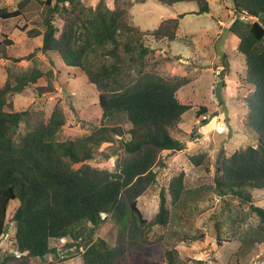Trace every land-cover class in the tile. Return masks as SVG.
<instances>
[{
	"label": "trees",
	"instance_id": "16d2710c",
	"mask_svg": "<svg viewBox=\"0 0 264 264\" xmlns=\"http://www.w3.org/2000/svg\"><path fill=\"white\" fill-rule=\"evenodd\" d=\"M158 1L194 4L198 14L213 10L209 0ZM35 2L43 11L38 27H29ZM146 2L113 0L110 7L108 0L96 6L84 0H22L16 9L0 4V20L23 18L26 24L16 28L29 38L41 36L39 50L83 71L98 91L102 111L100 125L89 135L56 140L67 123L59 104L45 117L43 111L16 110L13 103L14 96L41 78L49 85L35 87L37 94L56 93L53 72L37 64L28 71L16 68L25 58L9 54L14 41L7 35L0 40V58L15 63L0 88V241L12 222L16 251L0 264H33V258L57 250L51 246L57 239L82 248L84 264H134L136 255L142 264H178L174 247L164 250L160 261L151 259L152 233L157 227L186 226L195 215L194 204L211 192L228 205L231 242L240 241L243 252L264 242V207L255 205L253 194L264 190V0H233L238 17L228 28L239 40L236 54L245 63L244 85L252 88L244 98V123L256 144L220 158L209 184L190 188L184 172L172 177L162 186L159 209L151 217L141 209L140 198L159 186L158 171L166 166L163 153L186 148L178 126L194 106L178 97L190 80L163 72L153 46L178 40L184 15L144 30L134 22L133 8ZM92 56L112 61L97 68ZM207 111L201 106L197 116ZM104 144L108 151L101 150ZM98 155L115 157V168L94 166ZM206 157L195 153L190 160L200 167ZM230 199L239 203L232 205ZM13 202L18 205L10 217ZM108 218L118 227L114 246L97 236Z\"/></svg>",
	"mask_w": 264,
	"mask_h": 264
},
{
	"label": "rangeland",
	"instance_id": "374dc122",
	"mask_svg": "<svg viewBox=\"0 0 264 264\" xmlns=\"http://www.w3.org/2000/svg\"><path fill=\"white\" fill-rule=\"evenodd\" d=\"M20 1L22 0H0V4L16 9ZM99 1L84 0L89 6H96ZM209 1L213 7L210 14H198L194 4L177 3L169 6L158 0H147L133 8L134 22L144 30L155 29L163 20L178 14L184 15L178 30V40L170 45L167 42L160 44L161 46L152 43L157 49L155 56L157 60H161L160 68L162 67L163 72L190 80L188 85L179 90L178 97L181 102L194 106L183 115L178 126L186 148L178 152L163 153L166 166L158 171L159 186L140 198V207L148 217L158 211L160 190L162 186H167L172 177L184 172L186 184L190 188L209 184L220 158L247 145L256 144L254 134L244 123L247 117L244 98L252 88L245 86L243 82L246 77L245 63L236 54L239 40L228 30L238 15L233 10V0ZM108 2L113 7V0ZM42 11L43 6L36 2L32 5L29 27H38L37 21L40 20ZM25 24L23 18L0 20V40L7 35L8 39L14 41L8 47L9 54L25 58L16 68L28 71L37 64L42 69L51 70L52 82L57 92L39 96L35 87L49 85L48 79L41 78L37 84L13 97L14 108L43 111L44 116L48 117L59 104L66 113L67 123L57 134L56 140H77L89 135L100 125L102 116L96 87L89 82L80 68L67 66L60 56L45 55L39 50L43 42L41 36L29 38L26 32L16 28ZM91 60L97 68L103 62L112 61L100 56H92ZM14 65V62L0 58V88L7 81L8 68ZM201 106L208 111L198 117L197 112ZM107 146L108 144H104L101 150L108 151ZM202 152L207 153V157L203 165L197 167L191 162L190 155ZM92 164L113 170L116 158L106 159L98 155ZM206 167L211 173L207 172ZM253 194L255 205L264 207V190H255ZM229 201H232V205L239 203L236 199ZM17 205V202L11 204L10 217ZM194 206L197 207L195 215L186 226L157 227L154 230L152 260L160 261L164 250L174 247L178 252V264H264V242L244 250L245 252L241 249L240 241L231 242L228 235L231 215L222 197L211 192L205 194ZM175 230L180 232L178 237ZM14 231V224L11 222L6 235L0 241V261L7 255L16 254L15 246L11 242ZM117 234L116 223L108 218L101 225L97 236L103 237L114 246L117 243ZM196 236L200 238L191 239ZM67 243V239L52 240L51 246L57 250L45 257L33 258L32 263L75 264V261H82L80 258L83 249L69 247ZM142 260L143 258L136 255L134 264H142Z\"/></svg>",
	"mask_w": 264,
	"mask_h": 264
},
{
	"label": "crops",
	"instance_id": "0c3cea01",
	"mask_svg": "<svg viewBox=\"0 0 264 264\" xmlns=\"http://www.w3.org/2000/svg\"><path fill=\"white\" fill-rule=\"evenodd\" d=\"M225 28H228V27H225ZM216 52H217V50H216ZM80 259H81V260L83 261V263H84L83 257H81ZM82 261H80V262H79V261H75V264H83Z\"/></svg>",
	"mask_w": 264,
	"mask_h": 264
}]
</instances>
